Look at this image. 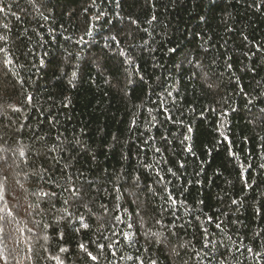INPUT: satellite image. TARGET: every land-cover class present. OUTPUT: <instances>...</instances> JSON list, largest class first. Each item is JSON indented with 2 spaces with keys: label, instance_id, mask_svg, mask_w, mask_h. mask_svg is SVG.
<instances>
[{
  "label": "trees",
  "instance_id": "1",
  "mask_svg": "<svg viewBox=\"0 0 264 264\" xmlns=\"http://www.w3.org/2000/svg\"><path fill=\"white\" fill-rule=\"evenodd\" d=\"M0 9V264H264V0Z\"/></svg>",
  "mask_w": 264,
  "mask_h": 264
},
{
  "label": "snow or ice",
  "instance_id": "2",
  "mask_svg": "<svg viewBox=\"0 0 264 264\" xmlns=\"http://www.w3.org/2000/svg\"><path fill=\"white\" fill-rule=\"evenodd\" d=\"M0 10H2V9H0ZM114 39V38H113ZM173 51H175V49H173ZM129 63H131V60H129ZM73 77H75V73H73ZM190 150V149H189ZM21 155H23V153L21 152ZM2 188H0V193H2ZM76 191H78V190H76V189H73V192H76ZM84 227H87V225H84ZM81 248L82 249H84V246L83 245H81ZM62 251H63V249H62ZM92 259H95V257H92Z\"/></svg>",
  "mask_w": 264,
  "mask_h": 264
}]
</instances>
